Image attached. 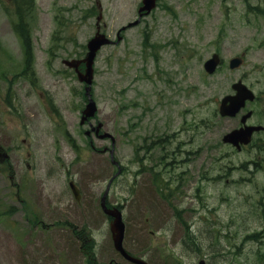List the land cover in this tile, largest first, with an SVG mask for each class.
Segmentation results:
<instances>
[{
	"label": "rangeland",
	"instance_id": "rangeland-1",
	"mask_svg": "<svg viewBox=\"0 0 264 264\" xmlns=\"http://www.w3.org/2000/svg\"><path fill=\"white\" fill-rule=\"evenodd\" d=\"M20 1L21 20L14 0H0V100L13 99L20 108L18 116H0V132L12 134L19 145L18 176H26L25 161L33 169L35 185L23 191L35 205L14 213L16 207L6 198L11 185L7 175H0L6 236L2 264H81L71 255L75 237L63 229L62 219L84 227L86 239L93 237L97 264L120 261L101 212L92 217L87 204L69 211L60 206L72 199L70 177L86 203L88 194L102 193L117 171L108 153L96 150L110 146L108 138L92 134L94 148L84 133L75 132L86 102L84 85L62 60L84 56L99 12L101 32L115 39L116 30L135 19L140 0ZM189 9L194 16L190 25H152L153 38L162 42L186 31L189 50L180 51L191 55L195 50L192 63L179 77L172 75L178 78L174 87L163 81L170 71L164 57H175L172 46H147L141 55L143 19L95 56L91 92L95 118L115 137L114 158L121 169L110 198L123 212L124 246L138 257L146 254L150 264H199L200 259L206 264H264V137L238 152L224 148L222 133L234 122L213 115L215 101L238 78L264 101V0H193ZM23 40L31 50L28 58ZM153 50L160 65L151 74ZM216 50L224 60L209 75L202 63ZM240 54L242 65L229 69V58ZM172 89L179 93L178 103L171 96L165 99ZM236 161L253 166L218 169V163ZM239 174L243 177L233 183ZM37 205L41 218L56 226L45 237L27 228V208Z\"/></svg>",
	"mask_w": 264,
	"mask_h": 264
},
{
	"label": "flooded vegetation",
	"instance_id": "flooded-vegetation-1",
	"mask_svg": "<svg viewBox=\"0 0 264 264\" xmlns=\"http://www.w3.org/2000/svg\"><path fill=\"white\" fill-rule=\"evenodd\" d=\"M193 0H155V5L152 7L149 11H144L143 10V15L141 17H138V21L134 24H140V22L143 19V43H142V52L141 55H145L146 48L147 46L155 48L156 46L159 45H164L165 46H172L173 47V54H175V57L166 55L164 58H166V64L169 65L168 70L169 73L165 74L163 76V81L166 84H172V87H174V82L178 80V78H173V74L176 77H179V73L185 69V65H190L192 63V58L194 55V51H192L191 55L190 54H185L184 52H181L180 50H183L185 47L186 49L189 50V46L187 44L189 43L188 36H186V31H182L180 33H176L172 35V37L163 39V42L160 40H156L153 38V33H152V25L154 24H163V23H171L175 25H190L194 21V16L191 13V10L189 9L190 5H192ZM96 5L100 7V3L97 1ZM140 5V4H139ZM101 18V13L96 17V29L95 33L101 32L100 30V24L99 20ZM133 20L128 21L127 23L131 22ZM126 29V28H125ZM103 33V32H102ZM105 34V33H104ZM116 36H118V41L123 37L121 35V30L117 31L116 30ZM108 35V34H107ZM112 43H117V42H112ZM111 43V44H112ZM151 50V49H150ZM214 52H217L219 55V66L223 62V57L221 54L216 50ZM151 55L153 56L154 60L153 63H151L152 70L151 74L155 73V70L158 68L159 69V59H158V51L153 50ZM213 53V52H212ZM77 60H81L82 58H73ZM218 66V68H219ZM83 63H79L77 65L78 71H82ZM145 65L143 64V71H145ZM233 82L230 83L229 88L230 91L226 92L223 94L221 97H219L215 102L216 106L214 107V112L213 115H216L218 118L222 119L223 121H229V122H234V123H229L226 125L224 128V131L222 135L232 129L239 128L245 124L247 125H253V126H262L264 127V101H258L260 96L259 94H255V98L251 102H246L243 107L239 111H237L235 114L232 116H219L218 115V108H219V103L220 99L234 94L233 90ZM92 90V89H91ZM175 91L172 89L171 92L169 93L168 96L165 97V99L169 96L174 98L175 103H178L179 100V93L177 96L174 94ZM83 110V107L79 109L80 115ZM250 113V115L245 119V121L242 120V117L246 113ZM20 114V108L18 107L17 104L14 103V100L8 99V98H2L0 100V116L4 118L5 115L13 117V116H18ZM3 120V119H1ZM97 123H101V127L99 129L100 133L103 129V124L101 121L97 120L96 118H89L84 121L83 124H80V126H77V130L75 132L78 133H84L86 136V139L89 141L90 146H94L93 139H92V134L94 136H97L93 131L88 132L87 130L90 128L91 125H95ZM87 126L88 128H85L84 130L82 127ZM80 128V129H79ZM108 132V131H107ZM264 133V128L256 130L253 132V135L251 137L250 143L248 145H252L253 142L255 141H262L264 136H261L260 134ZM0 132V175L3 177L4 175H7L6 180H8V184L11 185L9 195L6 196V198H10L12 201L13 205L16 207L14 213L18 214L19 212L24 211L26 206L29 205H35V201L32 200L29 197V194L24 193L23 188L25 189L26 185L33 184L35 185V182L32 181L33 178V169L31 168V165L25 161L24 164L26 166V176L25 178L19 177L18 174L15 172L18 168H20V160H19V154H18V148L19 145L15 144L14 139L12 138V134L9 136H6L2 134L1 136ZM68 135V133H66ZM206 135V134H204ZM207 136V135H206ZM107 139V138H103ZM22 142H25V139H23ZM224 148L230 149L231 151H240L243 150L246 146L248 145H240L239 149H236L233 147L231 144L228 143H223ZM211 145V142H208V146ZM95 148V146H94ZM96 150H100L103 153H106L108 151L107 146H103L102 149L97 148ZM27 156L30 157L31 152L29 150L26 151ZM109 154V152H108ZM34 159L36 160V156H34ZM211 162V161H210ZM237 162V163H236ZM236 162H223V163H218V169H231L236 168L238 170H243L245 168H250L252 167V163H244L241 161H236ZM147 164V162L145 163ZM211 164H216V162H211ZM234 164V165H233ZM251 164V166H249ZM237 165V166H235ZM147 165H143V170ZM225 174V173H224ZM243 177L242 174L237 175V177L232 178L233 183H238L239 179ZM110 182L106 184L107 187V193L103 201V208L101 206L100 202V193L95 196L94 194H88V198L86 199L87 202L84 203V193L82 192V189L80 185H77L79 188V197L75 198L74 195L71 194L72 199L68 198L67 201H62L60 203L61 209L64 211H69L74 208H82L83 204H87V209L86 212L89 216L94 217L95 215L99 214L98 212H101L102 215H105V211H113L116 208V203L111 200L110 198V192L111 188L113 185V180L114 178L111 177L109 178ZM72 180V177L68 181ZM34 182V183H33ZM108 185V186H107ZM69 188V187H68ZM4 201L5 197L3 194H0V264H2L1 261V252L4 247H6L5 243V238L6 236L4 235V225H3V217H4ZM41 206V204H40ZM8 213H12V210L9 209ZM108 216V215H107ZM26 221H30V227L28 228L29 232H36L39 234H44V237L46 236V233L50 230L53 229L55 230L56 226H54L49 222H45L43 218H41V210L39 209L38 205L35 209L29 210L27 208V215H25ZM47 217H49V214H47ZM107 222H111L112 218L110 216L104 218ZM48 221V218H47ZM62 222L65 226H62L63 229L65 230H70V232L73 234L75 237V240H70L72 241L75 249L74 252L71 254L74 259L78 257L80 260L81 264H97L94 259L96 256V242L92 239H86L83 237L84 233V227H80L78 224L75 222L68 220V219H62ZM33 226V227H32ZM82 228L81 231H78V229ZM14 237V236H13ZM66 237V235H65ZM39 243H41L40 240H38ZM116 252V251H115ZM116 254L120 257L119 260H108L107 264H133L128 262L122 255H119L117 252ZM146 258V254H143V259ZM147 261V259H145ZM124 261V262H123ZM148 264H150L147 261ZM199 264H206L203 259H200Z\"/></svg>",
	"mask_w": 264,
	"mask_h": 264
},
{
	"label": "water",
	"instance_id": "water-1",
	"mask_svg": "<svg viewBox=\"0 0 264 264\" xmlns=\"http://www.w3.org/2000/svg\"><path fill=\"white\" fill-rule=\"evenodd\" d=\"M144 2V8L150 9L154 5V0H142V3ZM140 10H143V4L140 7ZM109 40L104 37V35H95L91 39H89L87 43L88 52L86 53V56L84 58L86 69L85 73L83 75L79 74L80 80H84L86 83V91L90 89V83H91V64L95 55L96 50L104 43H108ZM79 61H69L66 60L65 63L70 66H76ZM218 62V57L216 54H213L210 59H208L205 62V68L206 70L211 73L216 64ZM240 59L239 58H233L230 60V66L234 67L239 65ZM233 87L236 90V93L231 96H227L222 99L221 105H220V112L221 114H234L245 102L246 99L252 100L254 97V94L250 89L246 87L241 81H238L233 84ZM95 111V103L94 101L89 98L86 107L84 109V116L82 119L86 118L87 116L93 115ZM258 126H246L242 127L240 129H234L230 132H228L223 139L225 141H230L231 143L238 144V142L247 143L250 139V135L254 129H259ZM96 131L98 128L95 129ZM105 136H111L108 133H103L100 135V137ZM112 142H113V137ZM74 193H78L77 189L73 190ZM103 201V197L101 199ZM108 214L113 216V222L111 224V230H112V239L114 243V247L120 251L123 256H125L127 259L131 260L132 262L136 264H146L143 260L134 258L129 256L125 250L122 247V239H123V233H124V224L121 219V212L118 209H115L114 211H108Z\"/></svg>",
	"mask_w": 264,
	"mask_h": 264
},
{
	"label": "trees",
	"instance_id": "trees-1",
	"mask_svg": "<svg viewBox=\"0 0 264 264\" xmlns=\"http://www.w3.org/2000/svg\"><path fill=\"white\" fill-rule=\"evenodd\" d=\"M17 1V4H18V10H17V14H18V17H19V19L21 20V18H22V12H21V1L20 0H16ZM23 35V34H22Z\"/></svg>",
	"mask_w": 264,
	"mask_h": 264
}]
</instances>
